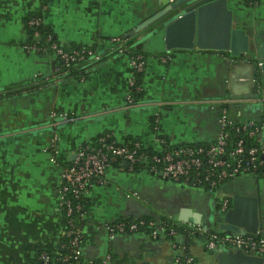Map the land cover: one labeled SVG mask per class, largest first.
<instances>
[{
  "label": "crops",
  "instance_id": "obj_1",
  "mask_svg": "<svg viewBox=\"0 0 264 264\" xmlns=\"http://www.w3.org/2000/svg\"><path fill=\"white\" fill-rule=\"evenodd\" d=\"M238 28L257 44L264 39V0L251 7L229 0ZM158 0H0V264H34L39 248L54 249L62 239L63 165L82 146L105 133L119 144L136 140L157 150L158 138L170 146L210 145L221 130L222 101L235 100L228 111L237 122L264 126L263 98H236L231 76L237 61L213 51H167L166 31L158 21L136 38L147 55L143 88L135 106H127L131 61L115 50L113 39L125 37L161 10ZM41 12L47 29L65 48L90 47L102 56L82 80L53 84L59 65L53 53L25 51L31 39L27 20ZM161 56H170L167 64ZM254 88V87H253ZM81 119L61 124L55 114ZM158 126L159 131H156ZM55 135L59 155L52 146ZM264 141V131L262 135ZM108 184L91 190L84 220L83 255L77 264L100 261L113 252L114 264H219L200 236L180 230L176 236L151 233L118 235L107 226L120 220H161L176 224L184 210L200 214L202 225L217 230L213 215L217 196L204 188L168 180L145 169L107 170ZM248 173L223 186L220 197L255 194L263 186Z\"/></svg>",
  "mask_w": 264,
  "mask_h": 264
},
{
  "label": "built area",
  "instance_id": "obj_2",
  "mask_svg": "<svg viewBox=\"0 0 264 264\" xmlns=\"http://www.w3.org/2000/svg\"><path fill=\"white\" fill-rule=\"evenodd\" d=\"M250 5H258L256 0H244ZM42 23L40 17L34 16L27 25L34 30ZM35 40L24 46L30 53L45 54L49 51L61 61L55 68L53 84L64 82L65 75L74 64L87 62H99L102 56L94 49L88 47L73 48L67 50L52 41L50 36L46 41L51 42L47 47L42 44L38 31L34 32ZM115 50L119 54H127L131 61V77L128 81L129 93L127 106H135L138 96L143 92L140 83V75L146 68L144 54H132L123 37L112 40ZM226 58L229 56H225ZM161 62L167 64L170 56H161ZM263 65L261 60L257 66ZM255 89L263 98L264 88L262 82L255 81ZM235 100L222 101L223 113L220 119L221 130L217 140L206 146H170L163 138H158L160 148L149 153L144 145L136 140L128 144H119L111 133L102 135L96 144L82 146L75 153V157L63 165L61 182L62 195L61 206L64 212V228L62 239L51 252H42L39 260L41 264H77L83 255L84 233L82 223L87 212L84 209L85 201L91 190L97 186L108 184L107 170L111 166H120L127 171H135L136 166H143L151 174H162L164 178L173 180L188 186L204 188L208 193L217 196V206L222 213L228 212L232 207V199L220 197L219 191L225 184L234 181L239 176L253 173L264 180V141L262 139L264 126L255 121L237 122L232 119L228 111V105ZM61 124L76 123L81 116L76 114H55ZM156 131H159L156 126ZM230 130L247 133V138H239L232 143ZM55 135L53 139L54 155H59L56 147ZM254 140L255 145H249L248 141ZM179 228L168 227L165 219L156 220H120L107 226L111 240L118 235L135 234L146 228L153 229L152 236L157 239L161 235L176 236L182 230L190 236H200L206 241L208 250L215 252L219 249L242 250L264 258V230L260 229L256 236L227 234L220 231L206 229L202 225L193 223L176 224ZM178 264H194L191 258H178ZM90 264H114L111 254L100 261Z\"/></svg>",
  "mask_w": 264,
  "mask_h": 264
},
{
  "label": "water",
  "instance_id": "obj_3",
  "mask_svg": "<svg viewBox=\"0 0 264 264\" xmlns=\"http://www.w3.org/2000/svg\"><path fill=\"white\" fill-rule=\"evenodd\" d=\"M158 1L163 8L129 32L125 40L162 21L168 52L197 49L228 53L237 61L231 76L233 95L244 100L260 98L255 81H261L264 88V39L257 44L247 30L236 26L229 0ZM258 60L263 62L260 67L257 66ZM190 218H193L194 224L202 223L200 214L190 209L181 213L179 221L188 223ZM213 220L216 229L227 234L256 236L260 229L264 230L259 197L240 192L233 194L231 209L226 213H214ZM205 228L209 229V226ZM214 255L219 264H264V258L242 250L221 248Z\"/></svg>",
  "mask_w": 264,
  "mask_h": 264
},
{
  "label": "trees",
  "instance_id": "obj_4",
  "mask_svg": "<svg viewBox=\"0 0 264 264\" xmlns=\"http://www.w3.org/2000/svg\"><path fill=\"white\" fill-rule=\"evenodd\" d=\"M244 1V0H243ZM258 3L260 0H256ZM246 4H248L249 6L251 7H256L257 5H250L248 2L245 1ZM43 14L41 12H36L34 13L33 15H31L29 17V19L27 20V23L29 22V20L31 18H33L34 16H37V17H40L42 19V23L41 25L36 28L35 30L33 28H30L28 25V29L30 31V34H31V39L29 40V42L35 40V37H34V32L35 31H38L40 33V36H41V39L43 40L42 41V44L44 46L47 45V47L50 46L51 42H47L46 40L51 36L52 37V41L57 43L58 45H60L61 47H63L54 37V35L47 29L45 23H44V18L42 16ZM28 42V43H29ZM128 47H129V50L132 54H135V53H140V54H144L145 57L147 58V55L142 51V48H141V45L140 44H137V41H136V38H130L126 41ZM82 47H86V46H82ZM65 48V47H63ZM73 48H80V47H73ZM73 48H65L67 50H71ZM90 48V47H88ZM93 49V48H92ZM47 53H51V51L47 52ZM53 53V52H52ZM220 54L224 55V56H228V53H223V52H220ZM59 60V59H58ZM59 64L61 65V61L59 60ZM91 66V64H88L87 62H82V63H77V64H74L72 66V68L69 70V72L65 75L64 77V81L66 80H82L86 77L87 75V70L88 68ZM141 76L142 74L140 75L139 77V81L141 83ZM139 97V96H138ZM230 133L233 137L232 139V143L235 142L236 140H238L239 138H247L248 134L247 133H243V132H237L235 130H230ZM101 137V136H100ZM99 137V138H100ZM98 138V139H99ZM98 140H96V142L94 144L97 143ZM248 144L249 145H255L256 142L254 140H249L248 141ZM145 151L146 152H149V153H154V150H149L147 148H145ZM144 167L143 166H136V169L135 171H138V170H143ZM232 182V181H231ZM230 183V182H229ZM227 183V184H229ZM225 184V185H227ZM224 185V186H225ZM223 187V186H222ZM86 204H87V200L85 201V205H84V209L85 211L87 212V207H86ZM218 208V207H217ZM65 220V219H64ZM165 221L168 223V227H178V225H176V223H174L171 219H168V218H165ZM84 222L82 223V227H84ZM153 231V229H149V228H146L143 230V232H148V233H151ZM214 231H218V230H214ZM51 252L52 249H48V248H39L35 251V260H34V264H41V261L39 260L40 258V255L42 252ZM112 255V257L114 258V254L113 252L110 253Z\"/></svg>",
  "mask_w": 264,
  "mask_h": 264
},
{
  "label": "flooded vegetation",
  "instance_id": "obj_5",
  "mask_svg": "<svg viewBox=\"0 0 264 264\" xmlns=\"http://www.w3.org/2000/svg\"><path fill=\"white\" fill-rule=\"evenodd\" d=\"M248 57V56H247ZM263 187L260 189H258L255 194H252V196H258L260 199V207H261V211L262 214L264 215V184H261ZM250 195V194H249ZM218 208H216L217 212H221L219 206H217Z\"/></svg>",
  "mask_w": 264,
  "mask_h": 264
},
{
  "label": "rangeland",
  "instance_id": "obj_6",
  "mask_svg": "<svg viewBox=\"0 0 264 264\" xmlns=\"http://www.w3.org/2000/svg\"><path fill=\"white\" fill-rule=\"evenodd\" d=\"M70 124H73V123H70ZM260 180H261V182H263V181H264L262 178H261Z\"/></svg>",
  "mask_w": 264,
  "mask_h": 264
}]
</instances>
